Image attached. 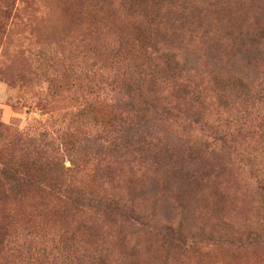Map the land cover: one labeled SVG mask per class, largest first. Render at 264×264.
<instances>
[{"label": "rangeland", "instance_id": "374dc122", "mask_svg": "<svg viewBox=\"0 0 264 264\" xmlns=\"http://www.w3.org/2000/svg\"><path fill=\"white\" fill-rule=\"evenodd\" d=\"M128 85L168 112L126 135L103 187L129 219L41 211L31 227L16 211L0 264H75L61 222H82L64 238L105 264H264V0H0V170L32 144L83 159L90 113L117 125ZM206 136L214 155L192 159L187 143Z\"/></svg>", "mask_w": 264, "mask_h": 264}, {"label": "trees", "instance_id": "16d2710c", "mask_svg": "<svg viewBox=\"0 0 264 264\" xmlns=\"http://www.w3.org/2000/svg\"><path fill=\"white\" fill-rule=\"evenodd\" d=\"M150 49L153 50L152 55H159L166 65L171 62V55L162 51V47L151 44ZM166 70L169 71V68ZM141 95L135 86L126 87L125 92L120 95L121 106L118 107L123 115H115L112 118V120L116 118L117 125L108 123L95 128L96 126L93 125L95 118L90 113L88 125L90 137L87 139V152L83 159L77 158L76 150L64 149L61 153L58 150L54 152L49 143H43L41 147H35V144L30 145V150L10 159L2 166L0 170V253L3 250L8 253V246L14 245L16 241L15 237L11 238L9 230L19 222L15 220L17 212L24 215L32 210L33 215L28 217L27 223L40 217L41 211L46 213L51 211L55 215L62 216L70 213L81 216L86 211H93L101 216L125 215L129 219L132 214L131 207L120 203L121 196L104 191V185L113 182L117 177L115 155L116 153L124 155L127 151H131L129 148L132 144L125 138L127 134H136L138 132L136 129L139 128L151 129V123L160 121L168 113L165 109L156 111L153 103ZM115 127L118 130L114 132ZM105 128L109 130L104 131ZM206 140L207 136L197 143H187L186 152L190 157L192 156V159H200V161L203 159L207 162L208 156L214 155V147H210L214 146V139L209 141L210 143ZM65 160L69 164L68 167H64ZM84 160L88 165L89 178L96 181L93 190L88 189V186L81 182L84 171L87 170H83ZM115 189L117 186L111 188V190ZM30 193H32L31 197H29ZM263 194V186L257 187L256 195L260 203ZM32 198L34 203L28 204V200ZM126 218H123L125 223L128 222ZM33 222L29 223L31 227ZM61 225L59 231L62 232V236L59 235L58 243L62 244L64 241L63 244L67 246L70 244V249L74 247L73 250L68 248L66 257L73 256L75 264H105L106 259L96 257L94 251L86 252L83 243L78 248L77 242L71 243L72 239L67 242L64 238V234L69 233L67 230L69 225L73 229L72 232L76 229H84L82 222L69 224L61 222ZM163 230L172 242H180L183 232L179 226L174 228L166 226Z\"/></svg>", "mask_w": 264, "mask_h": 264}]
</instances>
